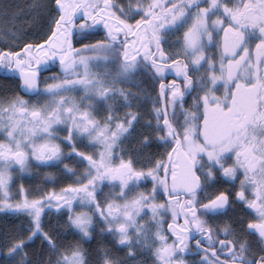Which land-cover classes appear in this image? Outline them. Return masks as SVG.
I'll use <instances>...</instances> for the list:
<instances>
[{
    "label": "snow or ice",
    "instance_id": "snow-or-ice-1",
    "mask_svg": "<svg viewBox=\"0 0 264 264\" xmlns=\"http://www.w3.org/2000/svg\"><path fill=\"white\" fill-rule=\"evenodd\" d=\"M0 71V264H264V0H0Z\"/></svg>",
    "mask_w": 264,
    "mask_h": 264
},
{
    "label": "flooded vegetation",
    "instance_id": "flooded-vegetation-1",
    "mask_svg": "<svg viewBox=\"0 0 264 264\" xmlns=\"http://www.w3.org/2000/svg\"><path fill=\"white\" fill-rule=\"evenodd\" d=\"M25 0H20V3H24ZM122 0H116V3L119 4L121 3ZM124 3H127V0H123ZM21 20H24V17H21ZM25 29L26 30H29V26L27 24H25ZM58 70V62H57V65L56 66H50L48 68V72L47 73H41V77H43L44 75L46 74H51V73H54ZM168 79H172L174 78L173 75H169L167 77ZM11 81L9 79L6 78V75L5 73H3L2 71H0V86H4V85H8L10 84ZM41 177H33L31 180H27L25 179L23 181V183L28 186V185H31L33 188H35V186L37 184H41V190H44V188L46 187H52L53 185L52 184H44L43 181H42V174H43V171H45L44 169H41ZM17 183H20V181H17ZM59 185V181H57V186ZM12 218L11 217H6L4 216L2 213H0V223H3L5 220H11ZM49 220V216L47 214L44 215V221H45V224H47ZM167 225L165 224V227Z\"/></svg>",
    "mask_w": 264,
    "mask_h": 264
}]
</instances>
